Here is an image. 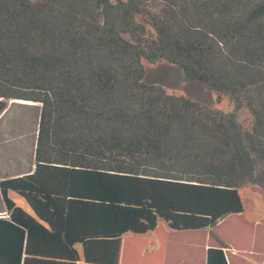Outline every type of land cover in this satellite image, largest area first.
Wrapping results in <instances>:
<instances>
[{
    "label": "trees",
    "instance_id": "16d2710c",
    "mask_svg": "<svg viewBox=\"0 0 264 264\" xmlns=\"http://www.w3.org/2000/svg\"><path fill=\"white\" fill-rule=\"evenodd\" d=\"M163 60L231 109L147 82ZM0 98V119L37 111L33 168L0 181V264H55L23 256L9 191L78 264H116L126 233L209 228L264 191V0H0Z\"/></svg>",
    "mask_w": 264,
    "mask_h": 264
},
{
    "label": "crops",
    "instance_id": "0c3cea01",
    "mask_svg": "<svg viewBox=\"0 0 264 264\" xmlns=\"http://www.w3.org/2000/svg\"><path fill=\"white\" fill-rule=\"evenodd\" d=\"M147 73L148 70L145 77ZM160 73L162 71L149 74L151 83L157 84L154 80ZM163 77H159V82L165 87L164 80L168 77ZM204 89L207 90L205 87ZM203 90H199L201 91L200 96H205L201 94ZM21 103L23 104L20 105L32 108L27 110H33L35 119H37L35 106L31 103ZM18 117L15 118L18 119V124H15V121L8 127H0V181L8 177L21 176L33 168L36 120L34 117L32 119V116L28 120V115ZM7 132L10 135L15 134L18 138L7 141L5 139ZM11 194L13 192H7V196L15 203L21 217L29 226V232L25 234L27 246L26 251L23 247V256L27 255L35 259L55 262V264L63 262L78 264L86 260L88 253H85L87 252L85 246L81 244L70 246L52 236L44 229L46 226L34 222L35 217L27 203L22 199H15ZM241 198L242 212L227 215L212 227L185 232V237L182 240L179 239L176 244L177 248L164 249L159 261H154V257L163 251L165 240L169 242L173 239L171 237L173 234L171 231L168 232L163 224L158 222L153 231L149 233L122 235L118 241L116 264H207L208 248L222 249L227 264H264V192L253 188L247 196L244 194ZM5 213L6 215H2ZM7 214L0 193V218H8ZM18 217L20 218V214ZM182 234L184 233L175 235ZM71 248L74 250V257L65 254L71 251ZM169 252L175 257L171 263L166 261V259L170 260Z\"/></svg>",
    "mask_w": 264,
    "mask_h": 264
},
{
    "label": "rangeland",
    "instance_id": "374dc122",
    "mask_svg": "<svg viewBox=\"0 0 264 264\" xmlns=\"http://www.w3.org/2000/svg\"><path fill=\"white\" fill-rule=\"evenodd\" d=\"M145 69H146V72L148 70L147 77L145 78V80L147 82H151V76H149V74L150 73H156L158 71H162V73L158 74V78L155 77L154 81L157 82V84L162 85L161 82H159L160 76H164V77L167 76L168 77L167 80H164L166 88L162 85L168 93H174V94L182 93V95L188 96V97H190L194 100H197L203 104H206L212 108H218V109H221L224 111L231 109V104L229 103V101L226 98H220L219 100H217L216 96L214 94L211 95L212 93L208 90H205L204 86H202L201 84L184 82L182 79V73H181L180 69L174 64H171L165 60L160 61V62L155 63V64L145 63ZM201 89L205 90V91L203 90L201 93L205 96L199 95V93L201 92L199 90H201ZM17 102H22V101H18V100H14V99L6 100L7 111L4 114V116L0 119V127L1 128H4V126L8 127L10 123H13L15 121H16L15 124H18L19 121H18V119H15V118H19L18 117L19 115H22V116L28 115V120L31 119V116H32V119L34 117V120H36L35 127H37V119H35V112L33 110L32 111L27 110V109L31 110L32 108L25 107L23 105H20V103H17ZM17 138H18V136H16L15 134L10 135L9 132H7L5 135V139L7 141L15 140ZM253 188L260 189L256 185H248V186H245L244 188L240 189V191H239L240 195L243 196L244 194H246V196H247V194H249V192H251ZM11 196L17 200L22 199L23 201H25L22 197H20L19 195H17L14 192H13V194H11ZM159 223L163 224L168 232L171 231V233L173 234V236L171 235V237L173 239L171 238L172 241H169V242H167L168 240H165V245H164V247H162L163 251L159 255L154 257V261L161 260L160 259L162 257L161 254L164 253V251H165L164 249H166V248L167 249L168 248H171V249L177 248L176 244L178 243L179 239L182 240L185 237V232H191V230H181V231L171 230L166 226V224L162 220H160ZM192 231H197V230H192ZM176 233H184V234L175 235ZM158 247H159V245L157 246V248ZM169 259L170 260L166 259V261L168 263L173 262L175 259V257L172 256L171 252H169ZM163 260L165 261V258Z\"/></svg>",
    "mask_w": 264,
    "mask_h": 264
},
{
    "label": "bare ground",
    "instance_id": "6f19581e",
    "mask_svg": "<svg viewBox=\"0 0 264 264\" xmlns=\"http://www.w3.org/2000/svg\"><path fill=\"white\" fill-rule=\"evenodd\" d=\"M18 101H22V102H25V103H31V102H28V101H23V100H18Z\"/></svg>",
    "mask_w": 264,
    "mask_h": 264
},
{
    "label": "built area",
    "instance_id": "2783aa9c",
    "mask_svg": "<svg viewBox=\"0 0 264 264\" xmlns=\"http://www.w3.org/2000/svg\"><path fill=\"white\" fill-rule=\"evenodd\" d=\"M2 215H6V214H2Z\"/></svg>",
    "mask_w": 264,
    "mask_h": 264
}]
</instances>
